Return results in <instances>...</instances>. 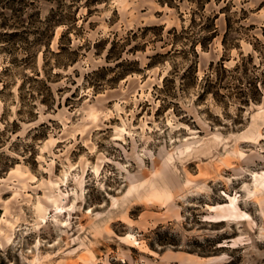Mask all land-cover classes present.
Masks as SVG:
<instances>
[{
  "label": "rangeland",
  "instance_id": "1",
  "mask_svg": "<svg viewBox=\"0 0 264 264\" xmlns=\"http://www.w3.org/2000/svg\"><path fill=\"white\" fill-rule=\"evenodd\" d=\"M0 264H264V0H0Z\"/></svg>",
  "mask_w": 264,
  "mask_h": 264
},
{
  "label": "trees",
  "instance_id": "2",
  "mask_svg": "<svg viewBox=\"0 0 264 264\" xmlns=\"http://www.w3.org/2000/svg\"><path fill=\"white\" fill-rule=\"evenodd\" d=\"M46 20H47L49 23H52V22H53V21H52V18H49V17H48ZM48 27H49V28H48V31H51V30L53 29V24H52V25H51V24H48ZM6 35H7V34H6Z\"/></svg>",
  "mask_w": 264,
  "mask_h": 264
}]
</instances>
